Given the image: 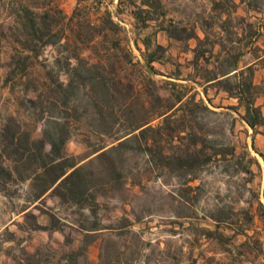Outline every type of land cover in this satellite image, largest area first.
I'll list each match as a JSON object with an SVG mask.
<instances>
[{
  "label": "rangeland",
  "instance_id": "374dc122",
  "mask_svg": "<svg viewBox=\"0 0 264 264\" xmlns=\"http://www.w3.org/2000/svg\"><path fill=\"white\" fill-rule=\"evenodd\" d=\"M20 2L36 10L47 8L54 17V28L66 29L58 42L38 47L37 55L30 53L24 69L16 63L28 51L22 50L21 43L14 37V27L19 25L11 9ZM162 2L166 18L188 25L209 21V33L215 41L216 36H223L222 20L229 19L232 29L238 33L233 40L242 52L240 64L253 58L254 47L249 48L248 54L246 45L243 41L238 43L237 39L249 29V24L253 28L264 25V0H256L260 10L254 18L252 14L242 15L245 3L232 5L228 0ZM130 8L125 2L118 7V0H0V125L12 118L21 130L34 138L40 137L43 118L49 111L46 101L50 96L56 97L51 78L67 81L64 69L67 56L71 64L75 63L74 54L92 59L91 45L80 41L69 29L75 28L76 19L68 21L74 10L88 14L94 23L100 21L104 11L111 12L113 20L129 37L132 62H138L131 73L140 85L142 77H138V70L142 61L133 39L137 38L143 50L141 38L155 26L150 23L146 28L137 27ZM196 30L201 34L200 27ZM156 38L167 46V55L172 59L164 65L154 63L161 73L144 71V74L156 81L160 94L166 95L167 81L173 78L164 74L172 70L173 64H180L184 78L192 71L184 63V59L191 58V52L182 51L180 43L167 41L165 35ZM195 43L194 39L190 41L192 45ZM63 44H67V49ZM255 46L260 48L258 53L261 54L264 27L255 39ZM218 49L215 44L214 50ZM201 66L211 67V64L203 61ZM258 75L264 78L263 71ZM175 81L194 86L186 88L188 94L197 92L196 99L202 98L219 112L208 117L213 127L208 137L233 146V154L227 155L225 160L215 157L198 168L195 177L187 182L172 171L151 165L143 153L115 151L110 157L121 172L119 182L113 188L105 187L103 194L97 193L94 201L86 200L82 205L60 200L51 193L31 204L28 180L0 183V264H65L63 254L85 242V233L79 227L90 228L92 224L97 230L89 234L88 238L93 241L84 248L91 264H228L229 250H236L244 238L248 248L257 249L262 244L264 189L262 174L254 163L251 134L236 111L226 108L231 101L215 88L209 87L205 95L202 87L191 80ZM66 115L70 116L69 111ZM197 116H201V112ZM71 122L65 152L78 160H87L96 148L113 141L93 132L83 118L72 116ZM97 165L98 162L94 164V173L99 172ZM245 167L251 173L245 171ZM98 178L97 181L106 180L104 175ZM215 218L219 219L218 224ZM204 228L212 230V234L207 235Z\"/></svg>",
  "mask_w": 264,
  "mask_h": 264
},
{
  "label": "trees",
  "instance_id": "16d2710c",
  "mask_svg": "<svg viewBox=\"0 0 264 264\" xmlns=\"http://www.w3.org/2000/svg\"><path fill=\"white\" fill-rule=\"evenodd\" d=\"M228 1L237 5L232 0ZM124 2L131 7L129 11L137 27L146 28L150 23L155 26L152 32L141 38L143 50L137 38L133 39L142 61L138 70V77H142L140 85L131 73L138 62H132L129 37L125 29L113 20L111 12L104 11L100 21L94 23L88 14L74 10L68 21L76 19L75 28L69 29L80 41L91 45L92 59L74 54L75 63L71 64L67 56L64 68L67 81L64 83L51 76L56 97L50 96L46 101L49 111L43 118L40 137L34 138L21 130L12 118L0 125V183L28 180L31 204L47 193L78 205L86 200L94 201L97 193L103 194L107 186L115 187L122 177L110 157L115 151L143 153L151 165L172 171L187 182L195 177L198 168L215 157L225 160L227 155H232L233 146L219 143L216 137H208L213 128L208 117L219 112L210 108L202 98L196 99L197 92L188 94L186 88L193 89L194 86L175 81L178 79L200 85L205 95L210 87L236 98L237 104L226 108L236 111L253 132L260 131L264 135V113L256 103L258 97L264 98V78L259 83L254 82L257 66L249 62L240 64L242 52L233 40L238 33L232 29L229 19L222 20L223 36H216L215 41L209 33V21L188 25L166 18L162 0H118V7ZM240 3H245L248 9L260 10L256 0H240ZM11 9L19 25L14 27V37L21 43V49L28 51L16 63L17 67L24 69L30 53L37 55L38 47L58 42L66 29L54 28V17L47 8L36 10L20 2ZM197 26L203 37L198 35ZM248 27L237 39L238 43L243 41L246 46L252 45V38L256 39L264 25L253 28L249 24ZM158 31H163L169 40L180 43L182 51L192 54L190 59H184L185 66L192 68L184 78L180 64H173L172 70L164 74L173 78L167 81L166 95L160 94L156 81L144 74V71L161 73L154 63L164 65L172 59L167 55V46L157 40ZM190 39L196 41L193 47L189 44ZM215 44L219 46L217 51L214 50ZM63 45L67 49V44ZM253 47L254 59L264 54V49L260 54V48ZM55 61L62 65L59 59ZM203 61L211 67L201 68ZM257 65L264 68L263 57ZM47 73L51 74L50 71ZM240 106L244 109L242 115L238 112ZM68 111L70 116L66 115ZM198 112H201L199 117ZM72 116L74 119L83 118L93 132L113 141L96 148L92 152L94 155L85 161L68 155L65 143L71 135ZM96 162L98 173L93 172ZM254 163L257 164L255 160ZM244 169L251 173L249 168ZM94 174L104 175L106 180L97 181L99 178ZM214 222L218 224L219 219L215 218ZM95 227V224L90 228L79 227L85 233V242L63 254L65 264H91L84 248L93 241L88 237L97 230ZM203 230L207 235L212 234L208 228ZM236 250L249 248L244 242Z\"/></svg>",
  "mask_w": 264,
  "mask_h": 264
},
{
  "label": "crops",
  "instance_id": "0c3cea01",
  "mask_svg": "<svg viewBox=\"0 0 264 264\" xmlns=\"http://www.w3.org/2000/svg\"><path fill=\"white\" fill-rule=\"evenodd\" d=\"M234 3L238 4L240 3V0H232ZM243 3H241L242 5ZM242 11V15L248 14V15H253L252 18L255 17L256 14V10L254 9H248L246 6L243 7V9H241ZM201 34H198L200 37H203V32L200 29ZM157 35H161L164 36V32L163 31H158ZM166 36V35H165ZM192 39L189 40V44L190 41ZM167 41H171L167 38ZM161 43V42H160ZM163 44V43H162ZM195 45V44H194ZM194 45L190 44L191 47H193ZM255 45V40L252 38V45L251 43H249L246 46V49L248 50V54L251 52L249 51V48L251 46ZM190 52V51H187ZM192 56V54H191ZM264 58V54H262L261 57H259L258 59H254V57L248 61L250 64L253 63L255 64V66H257V70L255 73V77H254V82L259 83L261 81L260 76L258 75V72H264V68L260 67L258 64V60L260 58ZM190 59V58H189ZM159 64V63H158ZM217 91V90H216ZM218 92L222 93V95L227 98L228 100H230V105H236L237 104V99L233 98V97H229L227 95V93L223 90H218ZM256 103L259 104L261 106L262 112L264 113V98L263 97H258L256 99ZM238 112L240 115L243 114L244 109L242 106H240L238 108ZM240 120L244 123V126L246 127L248 133H250V138H251V146L253 147V157L254 160L256 161V166H257V170L262 174V189H264V135L260 132H253L252 128L249 127L241 118ZM250 145V144H249ZM261 153V155H260ZM250 235V234H247ZM244 238L241 243L245 242ZM239 244V245H240ZM239 245L237 247H239ZM250 250H229L228 252V264H264V241L262 242L261 245H259V247H257V249H254L252 246H249Z\"/></svg>",
  "mask_w": 264,
  "mask_h": 264
}]
</instances>
